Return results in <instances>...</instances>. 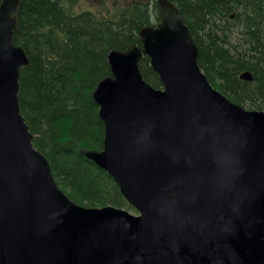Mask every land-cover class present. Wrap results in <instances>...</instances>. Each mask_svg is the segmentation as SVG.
Here are the masks:
<instances>
[{"label":"water","instance_id":"obj_1","mask_svg":"<svg viewBox=\"0 0 264 264\" xmlns=\"http://www.w3.org/2000/svg\"><path fill=\"white\" fill-rule=\"evenodd\" d=\"M21 2L0 3V264H264V111L210 84L176 4L157 0L140 44L108 52L92 94L103 149H80L135 216L73 203L33 146L18 100ZM143 55L162 87L143 79Z\"/></svg>","mask_w":264,"mask_h":264},{"label":"trees","instance_id":"obj_2","mask_svg":"<svg viewBox=\"0 0 264 264\" xmlns=\"http://www.w3.org/2000/svg\"><path fill=\"white\" fill-rule=\"evenodd\" d=\"M79 1H22L14 41L25 50L29 63L20 74L19 105L34 146L49 160L57 184L73 202L131 209L112 178L78 150L103 146L104 125L92 92L110 74L109 50L140 43L139 30L150 21L140 11L149 1H135L113 17L76 11ZM171 1L189 26L199 50L198 65L210 83L231 101L264 110V59L262 66L255 59L264 55V46L254 44L256 28L251 29L249 22L222 27L226 18L218 12H228L229 0ZM140 70L147 82L160 86L146 56ZM244 70L252 73V81L239 77Z\"/></svg>","mask_w":264,"mask_h":264},{"label":"bare ground","instance_id":"obj_3","mask_svg":"<svg viewBox=\"0 0 264 264\" xmlns=\"http://www.w3.org/2000/svg\"><path fill=\"white\" fill-rule=\"evenodd\" d=\"M207 1L210 2L211 0ZM229 2L230 6L227 13L218 12V14L224 15L226 18V20H221L224 24H222V27L227 28L228 26V29H231L232 26L249 22V27L251 29L256 28L257 30L256 33L253 32L257 38V40L254 39V44L256 45V42H259L262 43L261 46H264V0H229ZM140 12L147 17L152 15L158 19V17H160V8L157 0H149V4L141 8ZM132 13L137 14V12ZM70 14L75 15V13ZM195 21L197 25L201 24L200 19L197 16ZM244 37H246V35H244ZM248 37L249 36L247 35L245 40H248ZM255 59L259 66L263 65L264 55L255 57Z\"/></svg>","mask_w":264,"mask_h":264},{"label":"rangeland","instance_id":"obj_4","mask_svg":"<svg viewBox=\"0 0 264 264\" xmlns=\"http://www.w3.org/2000/svg\"><path fill=\"white\" fill-rule=\"evenodd\" d=\"M136 0H80L79 2H78V4L76 5V7H75V10L76 11H81V10H92V11H95V12H102L103 14H108L109 16H112L113 17V15H116V14H118L119 12L121 13V11L124 9V8H126L128 5H133V4H135L136 2H135ZM150 18V21H149V23L148 24H150V25H152V24H155V23H157L158 22V19L155 17V16H150L149 17ZM231 36H232V39L235 41V42H237L236 40H237V34H236V32L234 33H231ZM140 70V69H139ZM140 72H141V70H140ZM141 74H142V72H141ZM253 80V79H252ZM251 80V81H252ZM250 82V81H249ZM152 86L154 87V88H157V86H155V85H153L152 84ZM160 87V86H159ZM158 87V88H159ZM243 107L245 108V109H248L249 107L247 106V104H245V105H243ZM254 108H256V109H259V108H257V107H255V106H253ZM253 108V109H254ZM104 125V124H103ZM104 132H105V129H104ZM79 151V150H78ZM79 154H80V152H79ZM82 155V154H81ZM94 164H96L95 162H94ZM97 165V164H96ZM53 172V171H52ZM107 174H108V172H107ZM54 176V175H53ZM108 176L110 177V178H112V180L116 183V181L114 180V178L112 177V176H110L109 174H108ZM56 181V180H55ZM57 183V182H56ZM117 184V183H116ZM58 185V184H57ZM59 186V185H58ZM60 187V186H59ZM61 188V187H60ZM120 191V190H119ZM121 193V192H120ZM121 195L123 196V197H125L122 193H121ZM91 207H94V206H91ZM96 207V206H95ZM131 213H136V212H134V211H132L131 210Z\"/></svg>","mask_w":264,"mask_h":264}]
</instances>
